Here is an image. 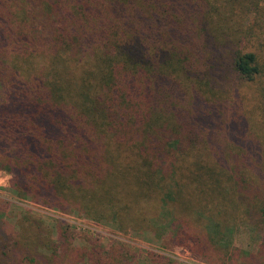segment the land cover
I'll return each mask as SVG.
<instances>
[{"label": "trees", "instance_id": "obj_1", "mask_svg": "<svg viewBox=\"0 0 264 264\" xmlns=\"http://www.w3.org/2000/svg\"><path fill=\"white\" fill-rule=\"evenodd\" d=\"M0 171L47 208L264 264V0H0ZM36 249L18 264L55 256Z\"/></svg>", "mask_w": 264, "mask_h": 264}, {"label": "rangeland", "instance_id": "obj_2", "mask_svg": "<svg viewBox=\"0 0 264 264\" xmlns=\"http://www.w3.org/2000/svg\"><path fill=\"white\" fill-rule=\"evenodd\" d=\"M247 88L253 89V86ZM11 180V174L0 171V212L7 215L5 230L10 236L8 248L1 249L6 254H0V261L18 264L27 259L26 251L32 254L34 260L37 244L47 243L55 253L47 264L58 261L78 264L81 261L77 259L79 255L90 249L99 253L105 251L101 255L103 264H210L195 257L187 247L166 246V236L158 240L148 231L126 233L113 223H98L81 214L68 215L20 198L13 192ZM0 242L2 246L4 242ZM249 243L243 233L236 237L235 244L241 247H247ZM114 249L116 252H113ZM52 252L40 251L47 257ZM60 253L63 256L56 257Z\"/></svg>", "mask_w": 264, "mask_h": 264}]
</instances>
